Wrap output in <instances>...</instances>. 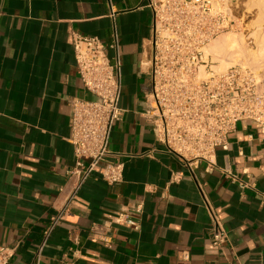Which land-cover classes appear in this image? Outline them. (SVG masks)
I'll return each mask as SVG.
<instances>
[{"label": "crops", "instance_id": "0c3cea01", "mask_svg": "<svg viewBox=\"0 0 264 264\" xmlns=\"http://www.w3.org/2000/svg\"><path fill=\"white\" fill-rule=\"evenodd\" d=\"M153 24L147 0H0V248L17 246L9 264H37L43 231L76 182L69 101L95 96L81 86L73 37L108 44L114 26L124 115L109 156L78 190L38 264H264V134L238 123L216 166L201 164L194 175L159 144L141 66ZM120 163L123 181L109 185L100 172ZM204 195L228 232L221 248ZM120 213L139 226L114 223Z\"/></svg>", "mask_w": 264, "mask_h": 264}, {"label": "built area", "instance_id": "2783aa9c", "mask_svg": "<svg viewBox=\"0 0 264 264\" xmlns=\"http://www.w3.org/2000/svg\"><path fill=\"white\" fill-rule=\"evenodd\" d=\"M147 2L154 16V35L141 65L149 81L144 94L146 119L158 143L193 175L201 164L211 171L216 166L217 151L229 149V137L238 123L251 121L264 134V91L258 75L241 65L217 71L214 66L218 63L208 53L209 46L221 36L243 28L245 0ZM73 47L81 86L95 100L74 97L69 101V141L75 156L70 177L76 182L64 189L66 205L43 231L37 264L78 190L109 156L113 129L124 115L120 107L123 81L117 27L108 44L97 37L76 34ZM100 173L109 185L119 184L124 164H107ZM204 200L213 223V245L221 248L228 242V232L205 195ZM114 223L139 226L129 213L117 214ZM16 249L1 247L0 264H9Z\"/></svg>", "mask_w": 264, "mask_h": 264}, {"label": "bare ground", "instance_id": "6f19581e", "mask_svg": "<svg viewBox=\"0 0 264 264\" xmlns=\"http://www.w3.org/2000/svg\"><path fill=\"white\" fill-rule=\"evenodd\" d=\"M246 4H248V6H250L251 9L252 7L254 8V7L262 6L261 11H262V15H264V0H249V2H247ZM260 21L261 19L252 22V24H254V30H255L252 37L256 39L257 50L254 52H250V53L247 52V53L253 55V56L249 55L250 56L249 58H253V59L258 58L259 56L262 57V55H264V28L261 27ZM219 39L213 42L209 46L208 53L213 56L214 63L219 64L217 66H214V69L217 71L220 70L222 71L232 68L231 66L233 64L241 61V57L246 52V49L243 46L244 40L241 37L226 36L221 41H219Z\"/></svg>", "mask_w": 264, "mask_h": 264}, {"label": "rangeland", "instance_id": "374dc122", "mask_svg": "<svg viewBox=\"0 0 264 264\" xmlns=\"http://www.w3.org/2000/svg\"><path fill=\"white\" fill-rule=\"evenodd\" d=\"M247 2H249V0H245V3ZM245 7H246V16H245V23H244L243 28H241L239 31L230 32V33H227V35L225 34L221 36L219 41L223 40V38L226 36L227 37L238 36L244 40L243 46L246 49V52L242 55L241 61L236 62L231 67H234V65H241L255 72L261 80L262 90L264 91V55H262V57L259 56L258 58L253 59V58H249L250 57L249 55L251 54L247 53V52L249 53L254 52L257 50L256 39L252 37V35L255 32L254 24H252V22H254L255 20L261 19L260 25L261 27L264 28V15H262V11H261L262 6L254 7V8L252 7L251 9V7L248 6V4H245Z\"/></svg>", "mask_w": 264, "mask_h": 264}]
</instances>
